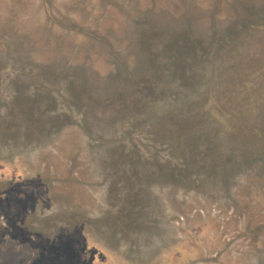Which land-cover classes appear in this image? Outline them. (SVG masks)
<instances>
[{"label": "rangeland", "instance_id": "rangeland-1", "mask_svg": "<svg viewBox=\"0 0 264 264\" xmlns=\"http://www.w3.org/2000/svg\"><path fill=\"white\" fill-rule=\"evenodd\" d=\"M245 52L264 59V0H0V264H264V146L228 158L216 114L191 184L152 134Z\"/></svg>", "mask_w": 264, "mask_h": 264}, {"label": "trees", "instance_id": "trees-1", "mask_svg": "<svg viewBox=\"0 0 264 264\" xmlns=\"http://www.w3.org/2000/svg\"><path fill=\"white\" fill-rule=\"evenodd\" d=\"M143 37L146 38L144 34ZM238 38V36L232 35L217 43L225 48L243 49L245 42ZM175 48L177 46L172 48V53L170 51L166 53L168 58H172V55L180 59L186 56L185 46L179 47L181 49ZM229 51L227 52L228 56ZM188 54L191 53L188 52ZM192 56V60L195 62L196 55L192 54ZM248 57H250L248 53L243 55L238 65L240 68L234 75L231 73L234 77L223 78L227 70L231 69L232 71L233 67L231 66L226 67L224 72H220L222 78L214 81V84L211 83V87L200 98L189 100L185 104L180 94L171 95L173 104L171 103L168 110L157 118L156 122L159 125L152 131L158 142H170L171 152L180 156L184 162L182 171L173 168L169 172L170 179L177 182L183 180L182 176L184 175L185 180L192 181L191 184H198L201 172L206 170L200 160L202 142L206 143L207 156L212 157V170L210 171L214 174V170L217 168L214 157L220 156L217 152L216 131L218 132V127H221L216 119V114L218 117L225 116L228 120L227 126L230 127V131L226 135L229 137L227 140L231 147V153L227 155L228 158L233 157L235 152H240L243 157L249 158L256 155L261 156L262 151L255 152L251 146H264V102L260 97H258L259 99L254 98L255 96L252 97L249 92L260 91L264 87V83L259 78L256 82H250L248 74L254 72L261 76L264 73V59L262 55ZM216 70L213 69V75L216 74L219 77L220 74ZM212 99L213 103L210 104ZM184 112L188 114L187 117H184ZM230 160L226 161L224 165H227ZM151 175L154 176L155 173Z\"/></svg>", "mask_w": 264, "mask_h": 264}]
</instances>
